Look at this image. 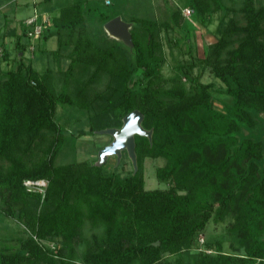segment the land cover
<instances>
[{
	"label": "trees",
	"instance_id": "16d2710c",
	"mask_svg": "<svg viewBox=\"0 0 264 264\" xmlns=\"http://www.w3.org/2000/svg\"><path fill=\"white\" fill-rule=\"evenodd\" d=\"M119 1L35 4L42 31L32 40L28 18L19 20L20 33L10 31V70L1 68L10 48L0 40V219L26 232L1 237L0 264H264V2L185 0L159 21L126 18ZM184 8L191 10L187 18ZM214 14L216 41L205 56L177 62L165 77L161 33L189 18L206 27ZM117 16L132 23V51L104 31ZM52 38L56 48L48 51ZM35 45L68 61L58 93L50 70L40 74L25 59ZM198 66L221 87L200 82ZM213 91L230 99L223 112L212 105ZM59 106L86 117L88 129L66 135ZM134 110L152 130L151 143L135 136L136 171L126 151L109 171L95 160L57 163L64 148L75 154L77 138L118 129ZM145 159L164 160L155 177L166 188L145 189ZM125 160L130 171L121 175ZM39 180L46 181L42 193L24 185ZM227 220L235 239L230 253L208 239L195 251L210 223Z\"/></svg>",
	"mask_w": 264,
	"mask_h": 264
},
{
	"label": "rangeland",
	"instance_id": "374dc122",
	"mask_svg": "<svg viewBox=\"0 0 264 264\" xmlns=\"http://www.w3.org/2000/svg\"><path fill=\"white\" fill-rule=\"evenodd\" d=\"M43 0H13L12 3H5L0 6V40L5 37V43L8 48H10L9 58L7 60L1 61V68L4 70H10L15 67L14 56V46H15V36L10 35V31L14 30L16 34L20 33L21 25H19L20 19L30 18L36 12L34 10L35 4H39ZM55 1V0H54ZM127 0L126 7L124 8V15L126 18L136 16L139 18H153L159 21H165L170 19L171 11L175 8V4L182 6L185 0H157L155 3L152 0ZM256 2H264V0H256ZM144 6V8H142ZM107 10H111L107 8ZM3 16H2V15ZM6 14V15H4ZM219 14H214L210 17V23L203 27L195 20L187 21L183 24L181 29L175 30L173 32H162L161 39L163 42V49L166 56V63L162 68V74L165 77H171L174 74L173 67L179 61H187L194 58H203L206 54L207 47L216 41L215 29L219 23ZM4 18L7 19V24H5ZM188 33V36H186ZM168 34V38L165 37ZM5 35V36H3ZM46 49L48 51L54 50L56 48L55 39H50L46 44ZM34 52H27L24 54L27 61H31L34 69L38 73L43 74L46 70H50L53 81H51L53 91L58 93L60 91V75L59 71H65L68 61L66 59H55L53 57L44 56L39 50H36V45L34 46ZM29 59V60H28ZM194 73L200 74V82L203 84H210L214 89H219L221 83L214 78L212 73L208 68L202 69L198 66L194 69ZM212 105L213 107L223 112L227 105L230 103L229 97L221 94L212 92ZM57 117L66 130V135L71 132L76 133L77 130L83 128L87 130L86 117L81 114L74 112L71 108H57ZM76 118H79L77 122ZM264 118V115L262 116ZM76 120V121H75ZM83 123V126L80 125ZM110 137L105 135L94 134L92 136H82L75 140V154L70 156L68 154L69 149L64 148L59 156L57 163H66L72 159L76 160H95L97 161L96 154L97 151L103 146L110 142ZM116 160L115 157H109L106 165L104 166L107 171L114 167ZM164 165V160L162 159H145L143 161V178L145 183V189H164L166 185L160 184L155 177V170L158 167ZM118 173L125 175L130 171V164L128 160L117 168ZM229 220L225 223L214 225L210 223L206 228L205 234L198 237L197 250L203 249L202 243L207 239L209 241H221L223 244V251L230 253L231 244L235 242V239L228 233L227 227L229 225ZM7 226L11 228L9 231H1V237L14 236V238H22L26 234L22 229H18L15 222L10 219H0V227ZM20 227V226H19ZM17 230L21 231L23 234H18ZM89 229H86V234H89ZM17 234V235H16ZM0 240V244H1ZM240 251L239 253H241ZM173 257L168 258L173 260Z\"/></svg>",
	"mask_w": 264,
	"mask_h": 264
},
{
	"label": "water",
	"instance_id": "95a60500",
	"mask_svg": "<svg viewBox=\"0 0 264 264\" xmlns=\"http://www.w3.org/2000/svg\"><path fill=\"white\" fill-rule=\"evenodd\" d=\"M131 26L132 23L125 22L120 16H117L104 24V31L110 38L120 41L132 51L134 46L130 34ZM142 121L143 115L138 110H134L122 119L120 128H108L98 131L97 134L109 136L111 141L97 152L95 164L102 166L108 161L109 157H116L117 162H119L121 153L126 151L134 171H136L135 136L146 137L150 143L152 136V130L147 131L141 126Z\"/></svg>",
	"mask_w": 264,
	"mask_h": 264
},
{
	"label": "built area",
	"instance_id": "2783aa9c",
	"mask_svg": "<svg viewBox=\"0 0 264 264\" xmlns=\"http://www.w3.org/2000/svg\"><path fill=\"white\" fill-rule=\"evenodd\" d=\"M104 3L105 5H109L110 0H104ZM190 14H191V10L189 8L182 9V15L184 17L187 18L190 16ZM42 19L43 22L50 23V19L47 15H43ZM37 20H38L37 12H35L34 15H32L30 18L26 20V25H28L29 27L28 36L31 37L32 40L36 39L40 35L43 28L41 24L37 23ZM31 50H33V48H31ZM24 185L27 187L28 190L39 191L42 193L44 188L46 187V181L44 180L25 181Z\"/></svg>",
	"mask_w": 264,
	"mask_h": 264
},
{
	"label": "crops",
	"instance_id": "0c3cea01",
	"mask_svg": "<svg viewBox=\"0 0 264 264\" xmlns=\"http://www.w3.org/2000/svg\"><path fill=\"white\" fill-rule=\"evenodd\" d=\"M126 1H127V0H120L118 4H124V3H126ZM131 1H132V0H131ZM137 1L139 2L140 0H137ZM137 1H136V2H137ZM152 1H154L155 3H157V0H152ZM157 6H158V3H157ZM125 7H126V4H125ZM142 8H144V6H143Z\"/></svg>",
	"mask_w": 264,
	"mask_h": 264
}]
</instances>
